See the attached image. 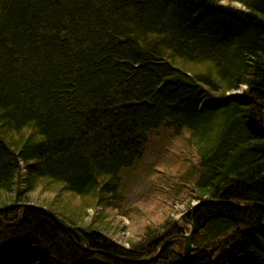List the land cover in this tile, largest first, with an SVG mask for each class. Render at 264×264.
<instances>
[{"label": "trees", "instance_id": "1", "mask_svg": "<svg viewBox=\"0 0 264 264\" xmlns=\"http://www.w3.org/2000/svg\"><path fill=\"white\" fill-rule=\"evenodd\" d=\"M163 129L197 154L196 201L264 205V0H0V264H90L46 214L5 208L38 185L116 194ZM190 220L193 260L170 243L148 264H264L263 209L209 204ZM181 231L166 222L128 249L82 234L146 260Z\"/></svg>", "mask_w": 264, "mask_h": 264}, {"label": "rangeland", "instance_id": "2", "mask_svg": "<svg viewBox=\"0 0 264 264\" xmlns=\"http://www.w3.org/2000/svg\"><path fill=\"white\" fill-rule=\"evenodd\" d=\"M234 6L240 9L238 4ZM242 93L243 90L234 95ZM186 139V136H172L165 129L152 134L141 160L131 169L121 172L120 188L116 194L103 197L93 195L82 199L72 196L61 185H49L48 189L38 185V190L27 196L30 202L26 204L41 207L54 205L62 210L65 207L66 214L69 217L72 215L74 219V226L70 227L78 229L76 231L83 237L82 230H88L89 227L99 229L107 239L126 249L132 243L142 240L148 229L162 227L166 222L178 225L182 229L181 235H189L192 227L185 221L190 220L186 218L184 221L183 218L199 203L193 192L199 169L197 154L188 146ZM165 243L160 245L157 253ZM170 243L171 251L184 258V240L178 238L168 245ZM107 259L94 255L89 262L109 264ZM38 264L55 263L47 259Z\"/></svg>", "mask_w": 264, "mask_h": 264}, {"label": "water", "instance_id": "3", "mask_svg": "<svg viewBox=\"0 0 264 264\" xmlns=\"http://www.w3.org/2000/svg\"><path fill=\"white\" fill-rule=\"evenodd\" d=\"M209 204H214V205H225V206H232V207H235L237 209H253V208H261L264 210V205L263 204H258V203H253V204H248L247 206H239L237 205L235 202L231 201V202H224V201H220V202H216V201H212V200H209V201H203L202 203H198L197 206L193 207L191 210L188 211V213H186V215L184 216L183 220L185 221L186 218H188V216H191L192 214H194V212L196 210H198V208H200L201 206H206V205H209ZM13 207L15 206H12V207H9V208H6V210H11ZM32 208H35L36 210H39L41 212H43L44 214H46L51 220H53L55 223H57V225L64 231L66 232H71L73 234H75L76 236L80 237L84 243L86 244V251H88V253L90 254H97V255H100V256H104L105 258H108V259H111V260H116V261H120V262H126V263H131V264H148V263H153L154 261L157 260V258L163 253V251L166 249L168 243L172 240H176L178 238H181L185 241V252H184V258H186L188 261L190 260H193V248L194 246L193 245V240H194V232H195V226L194 224H191L190 222H186L185 223L188 225H191L192 229H191V232L189 235H186V236H176V237H173V238H170V239H167L166 243L164 245H162L160 251L157 253L156 257H153L151 259H146V260H130V259H127V258H122L120 256H117L115 254H111L107 251H104V250H96V249H89V246L87 244V241L84 239V237L81 235L80 232H77L76 230H73L72 228H70L68 225L66 226L59 218L57 215H55L53 212H51L50 210L48 209H44L42 207H39V206H35L33 205Z\"/></svg>", "mask_w": 264, "mask_h": 264}, {"label": "bare ground", "instance_id": "4", "mask_svg": "<svg viewBox=\"0 0 264 264\" xmlns=\"http://www.w3.org/2000/svg\"><path fill=\"white\" fill-rule=\"evenodd\" d=\"M242 90H246V88L243 87ZM209 200L215 201L214 199L209 198V199H204V200H202V201H199V203H202L203 201H209ZM216 202H219V201H216ZM212 205H214V204H212ZM12 206H15V207H13V208H17V207H30V208H32L33 205H32V206L29 205V204H24V205H23V203H22V205H20V204H17V205H16V204H12V205L9 206V207H12ZM35 206H36V205H35ZM206 206H209V205H206ZM9 207H7V208H9ZM201 207H204V206H201ZM201 207H200V208H201ZM42 208L45 209L46 207L44 206V207H42ZM32 209H35V208H32ZM46 209H47V208H46ZM198 209H199V208H198ZM5 210H6V208H5ZM48 210H49V209H48ZM50 211H51V210H50ZM196 211H197V210H196ZM196 211H195V212H196ZM51 212H52V211H51ZM42 213H43V212H42ZM53 213H54V212H53ZM54 214H55V213H54ZM55 215H57V214H55ZM192 215H193V214H192ZM192 215H191V216H192ZM57 216H58V215H57ZM191 216H188L189 220H190V217H191ZM47 217H48V216H47ZM48 218H49V217H48ZM58 218H59V217H58ZM49 219H50V218H49ZM59 219H60V218H59ZM60 220L62 221V219H60ZM62 222H63V221H62ZM188 222H189V221H188ZM63 223H64V222H63ZM190 223L193 224V223L191 222V220H190ZM55 224H57V223H55ZM64 224H65V223H64ZM65 225H66V224H65ZM67 225H68V224H67ZM67 225H66V226H67ZM68 226H69V225H68ZM194 226H195V225H194ZM69 227H70V226H69ZM70 228H71V227H70ZM65 232H66V231H65ZM68 232H69V231H68ZM68 232H67V233H68ZM175 236H176V235H175ZM179 236H183V235H181V233H179ZM88 246H89V245H88ZM184 246H185V241H184ZM192 246H194V245H192ZM89 249H90V247H89ZM91 249H92V248H91ZM194 249H195V246H194V248H193V253H194ZM85 250H86V249H85ZM87 252H88V251H87ZM92 255H96V256H99V257H104V256H100V255H97V254H92ZM104 258H105V257H104ZM185 260H186L187 263H189L190 261H192V260L188 261L186 258H185Z\"/></svg>", "mask_w": 264, "mask_h": 264}]
</instances>
